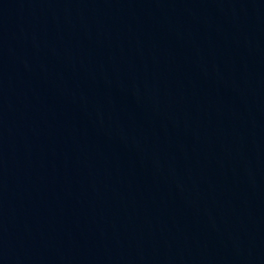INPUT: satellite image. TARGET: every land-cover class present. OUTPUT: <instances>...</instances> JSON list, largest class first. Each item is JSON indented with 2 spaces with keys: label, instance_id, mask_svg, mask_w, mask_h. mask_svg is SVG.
<instances>
[{
  "label": "water",
  "instance_id": "95a60500",
  "mask_svg": "<svg viewBox=\"0 0 264 264\" xmlns=\"http://www.w3.org/2000/svg\"><path fill=\"white\" fill-rule=\"evenodd\" d=\"M0 264H264V0H0Z\"/></svg>",
  "mask_w": 264,
  "mask_h": 264
}]
</instances>
